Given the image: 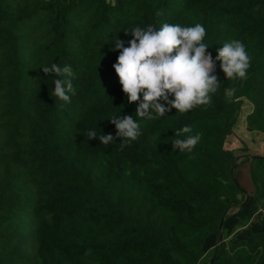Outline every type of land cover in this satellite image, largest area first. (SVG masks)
I'll list each match as a JSON object with an SVG mask.
<instances>
[{
	"label": "trees",
	"instance_id": "obj_1",
	"mask_svg": "<svg viewBox=\"0 0 264 264\" xmlns=\"http://www.w3.org/2000/svg\"><path fill=\"white\" fill-rule=\"evenodd\" d=\"M164 23L203 25L214 59L240 40L247 79L217 60L210 105L139 117L113 47ZM53 63L75 74L70 103L41 69ZM243 98L247 128L264 132V0H0V264H199L211 250L209 264H264V153L226 146ZM124 115L136 140L88 139L115 137L109 118ZM186 125L202 134L191 154L172 145Z\"/></svg>",
	"mask_w": 264,
	"mask_h": 264
},
{
	"label": "clouds",
	"instance_id": "obj_2",
	"mask_svg": "<svg viewBox=\"0 0 264 264\" xmlns=\"http://www.w3.org/2000/svg\"><path fill=\"white\" fill-rule=\"evenodd\" d=\"M130 35L128 46L117 37L113 49L119 50V55L113 68L128 103H136L135 112L141 118L151 119L153 112L164 116L171 108L183 114L197 106L210 105L212 95L220 87L219 78L214 74L217 60L227 79H247L251 57L245 45L236 39L225 42L214 59L207 51L209 46L203 42L206 29L199 23L195 26L164 23L159 29L153 25L137 26ZM41 69L45 75L62 77L54 80L52 94L70 103V94H76L71 66L60 67L53 63ZM170 96L173 99L170 100ZM109 121L115 125V137L112 133L98 135L95 130H89L88 139L98 138L108 145L116 137L134 141L141 134L140 125L132 115L113 116ZM192 133L191 125L177 129L173 150L191 154L202 138L201 133ZM124 146L122 143L120 150Z\"/></svg>",
	"mask_w": 264,
	"mask_h": 264
},
{
	"label": "rangeland",
	"instance_id": "obj_3",
	"mask_svg": "<svg viewBox=\"0 0 264 264\" xmlns=\"http://www.w3.org/2000/svg\"><path fill=\"white\" fill-rule=\"evenodd\" d=\"M251 108L252 104L250 101L247 98H243L240 109L235 117L233 131L226 139V146L236 157L252 156L254 154L261 155L264 153V132L257 131L256 129L250 130L246 126V114ZM240 184L247 191L253 189L248 165L242 168ZM213 256L214 250H211L199 264H209V260Z\"/></svg>",
	"mask_w": 264,
	"mask_h": 264
},
{
	"label": "water",
	"instance_id": "obj_4",
	"mask_svg": "<svg viewBox=\"0 0 264 264\" xmlns=\"http://www.w3.org/2000/svg\"><path fill=\"white\" fill-rule=\"evenodd\" d=\"M246 199H248V195H246ZM245 199V200H246ZM244 202V201H243ZM222 221H223V218L221 219V221H220V226H221V224H222ZM211 261H213V257L211 258Z\"/></svg>",
	"mask_w": 264,
	"mask_h": 264
}]
</instances>
